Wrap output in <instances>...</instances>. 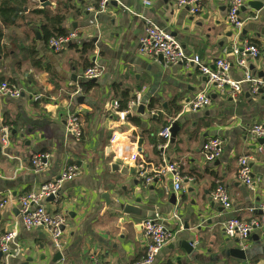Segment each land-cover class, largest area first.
Masks as SVG:
<instances>
[{
  "label": "crops",
  "instance_id": "0c3cea01",
  "mask_svg": "<svg viewBox=\"0 0 264 264\" xmlns=\"http://www.w3.org/2000/svg\"><path fill=\"white\" fill-rule=\"evenodd\" d=\"M49 1L51 6L41 7L38 0H31L14 25L2 27L0 23V82L8 81L23 91L16 99L0 97V115L11 128L6 150L22 159L19 164L6 157L0 146V201L7 200L0 208V236L16 229L15 244L20 248L13 256L0 255V261L94 264V256L99 263L133 264L146 251L141 223L157 215L171 238L154 264H264V222L254 228L244 246L222 230L229 218L260 219L256 208L264 203V144L258 151L262 144L251 138L249 128L264 122V91L252 95L244 86L232 96L210 88L211 104L192 111L187 103L207 88L196 66L190 62L168 65L159 56L138 52L145 21L150 20L177 40L187 56L196 54L210 66L217 58H226L235 79L242 76V70L232 48L247 40L259 50L257 58L248 59V69L264 77V7L257 11L249 5L252 0H246L238 32L226 20L229 0H201V11L196 14L176 7L177 0H117L104 11L98 9V0ZM68 4L72 7L66 8ZM43 8L66 9L62 26L67 33H76L59 53L42 40L39 18L31 12ZM91 65L101 67L102 74L90 82L92 86H83L87 80L82 73ZM122 91L131 100L139 99L123 117L112 108ZM34 95L39 99L34 100ZM151 100H155L153 109H149ZM140 104L143 114L137 111ZM69 114L80 122V140L67 132ZM133 119L140 124L135 125ZM168 123L178 126L174 142L156 152L151 140L160 139ZM212 138L221 140V153L206 162L202 145ZM135 152L139 156L132 160ZM38 153L48 154L49 159L47 167L35 173L30 160ZM161 153L181 171L179 192L173 190L169 174L147 186L139 178L137 164L144 161L157 166ZM244 155L250 156L252 189L237 178V159ZM69 164L78 168L74 178L62 185L55 200L45 201L48 210L66 219L59 250L46 228H23L18 199L56 178ZM217 184L228 193L229 209L211 197ZM105 191L141 208L142 215L106 206L101 198ZM172 194L175 205L169 203ZM201 205L205 213L196 220L191 211ZM185 223L188 230L183 229ZM186 234L196 242L190 254L178 247ZM235 248L245 252L244 259L232 256L229 250Z\"/></svg>",
  "mask_w": 264,
  "mask_h": 264
},
{
  "label": "built area",
  "instance_id": "2783aa9c",
  "mask_svg": "<svg viewBox=\"0 0 264 264\" xmlns=\"http://www.w3.org/2000/svg\"><path fill=\"white\" fill-rule=\"evenodd\" d=\"M112 1L117 0H98V9L100 11L106 10L107 6ZM245 1L246 0H229L228 2L226 20L228 24L238 32L243 26L239 13ZM259 1L264 5V0ZM144 3L149 4L148 1H145ZM175 5L178 8H188L192 14L201 11V0H177ZM75 38V32H69L62 36H53L48 40V46H50L53 52L59 53ZM232 51L237 54L236 65L242 70V76L238 79L232 78L230 73L232 64L226 58H217L213 62V65L210 66L206 62H203L196 54L189 57L186 55L183 47L177 40L150 20L145 21L144 33L139 38L138 42V52L140 54L154 57L161 56L165 64L168 65H176L183 62L187 64L190 62L194 64L198 72L205 77L207 88L199 91L187 103L192 111H197L211 104L209 93L210 88L215 89L220 94L229 92L232 96H237L241 93L244 86H247L249 93L252 95H257L261 91H264V77L253 75L247 66L249 58L255 59L259 56L258 48L247 40H241L239 44L233 46ZM101 74V67L98 65H91L83 71L82 77L86 80H90L100 77ZM22 92L21 88L15 84L7 81L0 82V97L16 99L21 96ZM39 97L40 96L38 95H34L33 99L37 100ZM138 103V98L135 101L131 100L128 103L127 110H118V103L114 101L112 103V108L118 110L119 114L123 117L132 106H135ZM171 127L172 124L168 123L159 134L163 142L160 143L157 148L161 150V152H163V150L169 145ZM10 129V126L4 122L0 115L1 150L6 157L15 159L19 164H22V159L19 156L9 154L6 150L10 144ZM66 129L75 140H80L82 129L76 115L69 114L67 116ZM249 133L253 140L264 139V122L253 123L249 128ZM202 149L205 161L213 162L221 153V140L219 138H212L203 143ZM257 150L262 151L263 144L259 145ZM138 156V152L132 153L131 159L137 160ZM48 159V154L38 153L32 156L30 163L33 167V171L35 173L43 171L47 167ZM249 161L250 156L246 155L240 156L237 159V178L246 187L252 189L254 180ZM137 167L139 178L142 179L145 186L159 181L161 177L169 174L173 190L179 192L183 188V176L178 165L174 162L168 161L163 153H161V162L159 165L152 166L141 161L137 164ZM77 170L78 168L75 164H69L62 169L56 178L41 183L37 189L28 192L18 199L19 214L21 216V224L23 228L27 230L38 227L46 228L51 235L53 245L59 250H61L63 246V227L66 219L63 214L53 213L48 210L45 201L49 196H53V200H55L59 195L62 185L66 181L72 180ZM211 197L214 201L220 203L225 209L230 208V199L222 184L216 185ZM6 204L7 200H1L0 208H3ZM256 210L260 212L259 220L253 219L247 222L236 217L229 218L222 224L223 233L228 238L237 239L240 245L244 246V243L254 228L261 226V223L264 222V203H261ZM174 217L176 218L177 215L174 214ZM141 228L147 240L146 251L144 256L133 264H154L161 248L171 238V233L157 215L145 219L141 223ZM16 231V229H12L0 236V253L5 258L20 252L19 246L15 244V238L17 235ZM193 245H196V242L193 241ZM92 261L94 264H114L111 261L99 263L94 256ZM0 264L8 263L5 259H1Z\"/></svg>",
  "mask_w": 264,
  "mask_h": 264
},
{
  "label": "trees",
  "instance_id": "16d2710c",
  "mask_svg": "<svg viewBox=\"0 0 264 264\" xmlns=\"http://www.w3.org/2000/svg\"><path fill=\"white\" fill-rule=\"evenodd\" d=\"M30 2L31 0H0V23L2 27L14 25L19 18V13L22 12ZM65 7L68 8L72 6L68 4ZM31 12L39 18L37 24L40 27L39 30L42 35V40L45 43H48V40L53 36H62L67 34V30L62 26L63 22L66 19V9H58L52 12V10L48 8H43L33 9ZM2 27H0V50L2 48L1 39L3 38ZM82 85L88 87L92 86L88 80L82 83ZM130 101L131 97H129L128 93L126 91H122L120 98L117 99L118 110H127L128 103ZM154 104L155 100H151V102L149 103V109H153ZM132 122L135 125L140 124V121L138 119H133ZM162 142V138H152L151 143L153 145L154 151L159 152L157 146Z\"/></svg>",
  "mask_w": 264,
  "mask_h": 264
},
{
  "label": "water",
  "instance_id": "95a60500",
  "mask_svg": "<svg viewBox=\"0 0 264 264\" xmlns=\"http://www.w3.org/2000/svg\"><path fill=\"white\" fill-rule=\"evenodd\" d=\"M38 2L40 3L41 7L51 6V2L49 0H38ZM115 3H116V1H112L111 2V4H115ZM249 5L252 6V8L257 10V11L264 7L263 3L261 1H259V0H252V1L249 2ZM37 36L39 37L38 33H37ZM159 58L161 59L162 57L159 56ZM261 76H263L262 73H260L258 75V77H261ZM88 81L89 82H95L96 79H90ZM137 111H138V113L143 114L144 111H145L144 105L140 104L137 107ZM177 127L178 126L176 124H173L171 129H170V131H171V137H170V140H169L170 143L174 142V139H175V136H176V133H177V130H178ZM259 142L261 144H264V139H262V138L259 139ZM141 144H142V139L139 138L138 142H137V147H138L137 151L138 152L141 151ZM112 168L113 169H117L118 165H112ZM131 171H132V169H131ZM101 198L104 200L106 206H109V207H114L115 206L121 212H123L124 214L134 215V216L142 215L141 212L143 210H141V208H137V207L133 206L132 204H130L128 202V200H126V199H124L122 197L111 196L109 191L103 192L101 194ZM51 200H53V196H49V197L46 198V201H51ZM135 202L139 203L140 199L136 198ZM169 203L172 204V205L176 204L175 196L173 194L170 196ZM204 213H205V205H203V206L201 205L197 209L191 211L192 216H194V218L196 220L202 219ZM183 229L184 230H188L189 226L185 223ZM197 229H199L198 226H197ZM192 246H193V241L190 239V235L189 234H186V236L184 238H181L179 240L178 247L182 248L186 254H190L193 251ZM229 252L232 254V256H234V257H236L238 259H244L245 258V252L242 249L235 248V249L229 250ZM0 255H1V253H0ZM177 259H179V257H177Z\"/></svg>",
  "mask_w": 264,
  "mask_h": 264
}]
</instances>
